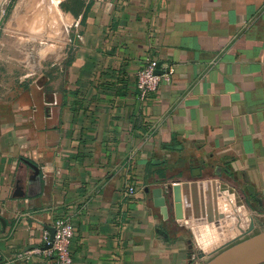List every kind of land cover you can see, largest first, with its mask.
<instances>
[{"label": "crops", "instance_id": "obj_1", "mask_svg": "<svg viewBox=\"0 0 264 264\" xmlns=\"http://www.w3.org/2000/svg\"><path fill=\"white\" fill-rule=\"evenodd\" d=\"M80 8L38 71L35 48L0 49V264H55L19 254L58 218L76 230L73 264L200 263L211 227L178 220L168 186L196 182L200 197L208 183L213 199L220 180L264 214V0ZM148 59L174 74L142 102Z\"/></svg>", "mask_w": 264, "mask_h": 264}, {"label": "water", "instance_id": "obj_2", "mask_svg": "<svg viewBox=\"0 0 264 264\" xmlns=\"http://www.w3.org/2000/svg\"><path fill=\"white\" fill-rule=\"evenodd\" d=\"M161 65L159 63L157 67L158 73H161ZM29 164L34 170L32 180L35 181L39 178L40 171L35 164ZM212 185L213 199L208 183L206 193L201 192L200 197L196 182L177 183L167 187V192L173 197L172 206L178 220H184L187 226H191L195 219L211 227L207 234L212 240L211 246L199 251L198 256H212L204 264H264V229L253 234L256 228L264 227V214L250 213L248 202L243 200L233 186L220 180H215ZM160 192L159 190L158 193ZM157 203L165 207L162 196ZM233 222L236 224L235 228L231 224ZM54 236L55 228L51 230L50 243L45 245L46 249L52 247Z\"/></svg>", "mask_w": 264, "mask_h": 264}, {"label": "rangeland", "instance_id": "obj_3", "mask_svg": "<svg viewBox=\"0 0 264 264\" xmlns=\"http://www.w3.org/2000/svg\"><path fill=\"white\" fill-rule=\"evenodd\" d=\"M52 1L0 0V49L7 50L11 45L16 44L15 48L23 51H25L24 49L31 50L35 48L34 64L36 71L44 62L43 57L39 56L38 50L43 51L46 48L48 50L53 45L58 48L67 37L70 38L74 30L73 26L69 25L67 16L69 13L74 16L78 15V8L81 7L82 10L86 0H56L57 12L53 8ZM54 16H56V19ZM27 19L29 23H26ZM22 59L26 60L25 58ZM1 64H6V58L1 61ZM19 64L21 65L20 62ZM36 76H38V73H36ZM23 77L21 74L18 76L20 84L24 80ZM247 208L249 210V206ZM261 229H264V227L256 228L253 234L258 233ZM209 245L211 246V244ZM199 251L204 250L192 249V254L197 258ZM202 258L204 260L197 264L208 262L212 256Z\"/></svg>", "mask_w": 264, "mask_h": 264}, {"label": "built area", "instance_id": "obj_4", "mask_svg": "<svg viewBox=\"0 0 264 264\" xmlns=\"http://www.w3.org/2000/svg\"><path fill=\"white\" fill-rule=\"evenodd\" d=\"M158 60L148 59L147 63L141 68L137 75L138 96L142 102L157 92L162 79L170 81L174 74L172 65L161 67V73L157 72ZM134 186H130L128 193L135 194ZM55 236L52 247L46 249L45 245L50 243L51 233L44 230L42 234V246L26 249L19 254V258H30L34 254H45L47 257H53L55 264H73L74 260L70 251V243L75 235V227L68 218H58L54 225Z\"/></svg>", "mask_w": 264, "mask_h": 264}, {"label": "bare ground", "instance_id": "obj_5", "mask_svg": "<svg viewBox=\"0 0 264 264\" xmlns=\"http://www.w3.org/2000/svg\"><path fill=\"white\" fill-rule=\"evenodd\" d=\"M242 212L244 211V210H241Z\"/></svg>", "mask_w": 264, "mask_h": 264}]
</instances>
